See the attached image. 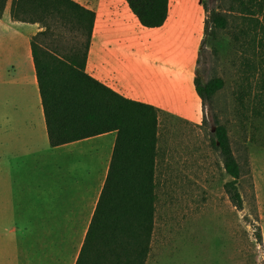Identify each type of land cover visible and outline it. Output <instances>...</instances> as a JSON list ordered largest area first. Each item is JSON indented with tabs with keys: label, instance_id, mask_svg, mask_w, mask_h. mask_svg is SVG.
I'll use <instances>...</instances> for the list:
<instances>
[{
	"label": "crops",
	"instance_id": "1",
	"mask_svg": "<svg viewBox=\"0 0 264 264\" xmlns=\"http://www.w3.org/2000/svg\"><path fill=\"white\" fill-rule=\"evenodd\" d=\"M95 11L86 72L121 95L195 118L206 19L203 0H169L159 27L142 26L126 0H75ZM0 17V216L15 220L0 264H76L105 184L115 130L52 146L31 38L38 23ZM6 244V242H5ZM151 246V244H150ZM16 253V254H14ZM148 259V258H147Z\"/></svg>",
	"mask_w": 264,
	"mask_h": 264
},
{
	"label": "trees",
	"instance_id": "2",
	"mask_svg": "<svg viewBox=\"0 0 264 264\" xmlns=\"http://www.w3.org/2000/svg\"><path fill=\"white\" fill-rule=\"evenodd\" d=\"M7 1L0 0V17ZM228 1L231 10L208 11L204 33L215 40L217 30L228 28L227 14L235 10L241 24L234 42L264 49V0ZM126 2L144 27H159L167 18L169 0ZM10 14L15 21L42 28L32 36L31 50L50 144L117 132L108 175L76 264H146L154 231L160 110L121 95L86 72L93 9L75 0H11ZM60 29L64 31L59 34ZM62 41L70 44L64 46ZM261 75L264 88V68ZM194 84L203 109V102L222 88L223 80L216 77L202 85L195 74ZM214 124L223 167L237 179L240 164L227 129L217 118ZM226 189L239 205L235 183L229 182Z\"/></svg>",
	"mask_w": 264,
	"mask_h": 264
},
{
	"label": "rangeland",
	"instance_id": "3",
	"mask_svg": "<svg viewBox=\"0 0 264 264\" xmlns=\"http://www.w3.org/2000/svg\"><path fill=\"white\" fill-rule=\"evenodd\" d=\"M203 2L206 20L212 9L231 10L228 0ZM227 20L215 40L204 33L196 69L202 85L220 77L222 88L195 118L159 112L156 209L146 264H264V49L234 42L241 24L237 11ZM214 118L227 129L240 164L237 179L223 167ZM229 182L240 193L239 205L227 192ZM14 223L0 216V256L10 251L9 242L20 245Z\"/></svg>",
	"mask_w": 264,
	"mask_h": 264
}]
</instances>
